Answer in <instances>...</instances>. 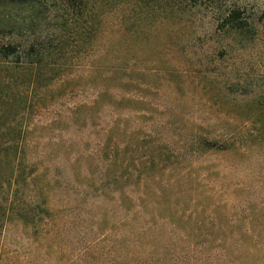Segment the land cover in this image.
Listing matches in <instances>:
<instances>
[{
  "label": "trees",
  "instance_id": "obj_1",
  "mask_svg": "<svg viewBox=\"0 0 264 264\" xmlns=\"http://www.w3.org/2000/svg\"><path fill=\"white\" fill-rule=\"evenodd\" d=\"M89 52L97 56L85 65L82 89L99 90L74 106L70 116L86 125L103 105L111 120L100 127L96 148L83 156L87 166L70 157L69 176L59 180L43 175L28 157L34 150L28 138L35 130L27 118L39 102L74 94L78 77L72 73L80 64L72 58ZM148 75L154 83L142 80ZM163 86L171 94H193L197 106L220 110L203 113L207 117L195 125L190 155L244 152L253 132L243 138L239 130L255 119L264 133V0H0V103L5 104L0 108V122L5 120L0 126V237L15 221L47 228L57 215L48 202L51 189L77 179L97 185L100 195L111 196L124 212V204L134 202L128 190L134 175L141 184L149 170L165 171L179 150L172 152L156 134L141 148L143 155L130 162L127 145L121 146L129 143L128 132L117 110L125 115L147 105L139 112L148 113L142 92ZM230 105L245 108L249 116L242 121L232 116V123L215 128ZM114 132L125 140H117Z\"/></svg>",
  "mask_w": 264,
  "mask_h": 264
},
{
  "label": "rangeland",
  "instance_id": "obj_2",
  "mask_svg": "<svg viewBox=\"0 0 264 264\" xmlns=\"http://www.w3.org/2000/svg\"><path fill=\"white\" fill-rule=\"evenodd\" d=\"M94 52L68 55L80 64L72 73L79 78L73 83L74 94L39 102L29 110L27 125L35 133L28 138L34 146L28 157L43 175L68 178L66 161L75 156L86 167L83 156L96 148L100 127L111 120L103 105L95 108L86 125L70 116L74 106L92 100L99 90L82 89L88 74L85 65L93 62ZM142 80L154 83L151 75ZM142 93L148 113L139 112L147 105L134 106L125 115L117 110L129 139L121 146L127 145L131 162L143 155L141 148L157 134L169 142L172 152L179 150L178 159L172 157L165 171L149 170L151 175L141 184L134 175L128 185L134 202L124 204V212L111 196L104 198L97 185L84 179L55 185L48 200L57 212L55 222L36 229L8 223L0 237V264H264V133L259 121L239 130L243 138L253 132L244 152L199 150L190 155L195 125L207 117L203 113L220 110L197 106L193 94H171L164 86ZM4 106L1 102L2 110ZM248 113L245 108L224 107L222 122L214 126L221 129L232 123V116L242 121ZM114 137L125 140L119 133Z\"/></svg>",
  "mask_w": 264,
  "mask_h": 264
}]
</instances>
